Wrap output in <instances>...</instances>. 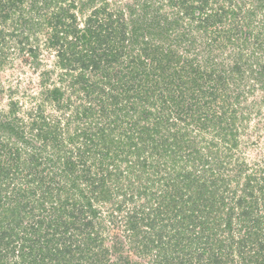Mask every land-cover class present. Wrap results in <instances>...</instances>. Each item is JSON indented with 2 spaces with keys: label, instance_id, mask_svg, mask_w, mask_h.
Here are the masks:
<instances>
[{
  "label": "trees",
  "instance_id": "16d2710c",
  "mask_svg": "<svg viewBox=\"0 0 264 264\" xmlns=\"http://www.w3.org/2000/svg\"><path fill=\"white\" fill-rule=\"evenodd\" d=\"M250 1L0 0V264H264Z\"/></svg>",
  "mask_w": 264,
  "mask_h": 264
},
{
  "label": "rangeland",
  "instance_id": "374dc122",
  "mask_svg": "<svg viewBox=\"0 0 264 264\" xmlns=\"http://www.w3.org/2000/svg\"><path fill=\"white\" fill-rule=\"evenodd\" d=\"M252 1L256 2V0H251L249 3H247L245 5L246 8L248 10H250L248 12V15L246 16V19L247 18H251V19L254 18L255 19L256 16L258 17V19H261L263 15L261 17L259 16V14H257L255 16V14L258 12L255 9L254 3ZM239 3L243 6L242 1H239ZM12 45H15V44H12ZM12 45H10V46H12ZM10 46L6 49V52H8L10 50L17 51L16 46L14 48L10 47ZM0 51H1V49H0ZM8 57H10V58L15 57V55L13 53H11ZM17 64H18V61L16 60V62H13L12 65L6 64V65H4V67L0 68V80L2 82L1 85L4 86V88H5V90H2V93H0V108L7 109L6 105L10 101L8 94L6 93V89L8 87H11V89L14 90L13 87H15L17 85L16 83L18 82L19 77H22L21 79L24 81L25 77L20 73V70H19ZM34 79L35 80L37 79V81H38V77L36 78L34 76ZM19 82H20V90H23L25 87L24 86L25 83H21V81H19ZM35 91L37 92V90H35ZM18 97H20L19 93L17 95H15V98H18ZM72 103H77V102L72 101ZM263 123H264V121H263ZM255 126L256 125H254V127ZM260 130L262 132V137L260 139V143L256 144L255 147H253L251 150H249L248 155L258 154L260 156L261 154L263 155V153H264V125H263V127L260 128ZM108 229H106L107 235L105 236V244L107 246L111 245V243L113 241L112 236H111L112 232ZM124 238H125V240H124ZM121 239H122L124 245L121 247L120 253L113 254L112 256L109 257L110 261H112L113 263H116V264H134V263L135 264H153L154 256L157 255L156 250L153 251V254H149L147 256L145 254L136 253V252H134L135 250L130 249L134 245H132V243H130L127 240L126 236L123 237V234H122ZM179 254L175 255V256H179ZM195 257H196V255H195Z\"/></svg>",
  "mask_w": 264,
  "mask_h": 264
}]
</instances>
